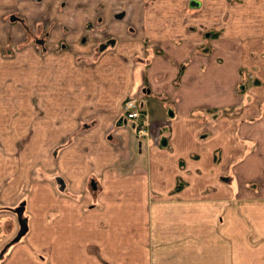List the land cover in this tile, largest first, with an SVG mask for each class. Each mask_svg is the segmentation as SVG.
<instances>
[{"label": "crops", "instance_id": "obj_1", "mask_svg": "<svg viewBox=\"0 0 264 264\" xmlns=\"http://www.w3.org/2000/svg\"><path fill=\"white\" fill-rule=\"evenodd\" d=\"M33 2L0 5L32 19ZM43 3L57 24L41 42L65 47L41 69L42 160L49 141L77 136L50 169L73 194L58 197V222L82 229L80 204L95 197L104 211L82 217L83 232L108 255L54 264H264V0ZM93 21L102 32L87 29ZM130 96L147 99V138L120 112ZM39 185L34 214L46 226L53 184Z\"/></svg>", "mask_w": 264, "mask_h": 264}, {"label": "rangeland", "instance_id": "obj_2", "mask_svg": "<svg viewBox=\"0 0 264 264\" xmlns=\"http://www.w3.org/2000/svg\"><path fill=\"white\" fill-rule=\"evenodd\" d=\"M43 1L34 0L33 3H38L35 6L41 11L33 15L32 19L23 11L9 9L2 4L6 8L3 12L7 10L4 17L7 27L4 29L5 37L0 38V262L36 260L54 264L57 259L88 261L108 256L102 249L101 252L95 250V244L88 240L90 236L83 232L84 227L88 226V220L82 217L88 218L90 213L93 216L98 213L99 218L104 211L105 205L98 203L95 197L89 203L80 204L81 219L78 220V227L82 229L75 227L72 219L66 220L63 225L58 222V211H61L58 197H70L73 194L58 187L57 176L50 169L57 167L58 153L64 147L63 144L67 147L77 136L71 134L66 140L49 141L48 156L42 160L41 153L46 148L40 132L43 107L39 89L45 78L41 69L51 63L52 60L47 57L52 51H61L65 47L63 43L50 47L48 43L41 42L57 24L50 15V9L42 12ZM57 6L59 9L62 7ZM11 15L20 22L9 23ZM96 19L104 18L100 15ZM104 28L97 27L96 32H102ZM56 80L57 75L50 77V82ZM78 135L81 134L78 132ZM42 162L48 164L49 172L42 168ZM228 175L232 178V174ZM44 177L53 184L49 188V200L52 202L48 203V211L45 210L48 216L46 226L34 214L41 200L40 195L32 197V188L37 189ZM89 180L86 187L96 196L100 190V180L97 176H91ZM93 182H96L95 186ZM86 192L78 194V198L85 199ZM23 202L21 217L26 219L29 226L27 232L17 239L21 228L18 210ZM104 225L105 220L101 221V226ZM110 247L108 245V249Z\"/></svg>", "mask_w": 264, "mask_h": 264}, {"label": "built area", "instance_id": "obj_3", "mask_svg": "<svg viewBox=\"0 0 264 264\" xmlns=\"http://www.w3.org/2000/svg\"><path fill=\"white\" fill-rule=\"evenodd\" d=\"M147 99L145 96H130L123 102V116L133 122L135 134L139 139L149 137L148 114L145 111Z\"/></svg>", "mask_w": 264, "mask_h": 264}, {"label": "flooded vegetation", "instance_id": "obj_4", "mask_svg": "<svg viewBox=\"0 0 264 264\" xmlns=\"http://www.w3.org/2000/svg\"><path fill=\"white\" fill-rule=\"evenodd\" d=\"M121 8H124V6L123 7H121ZM119 14H120V16H122L123 15V11L121 12H118ZM120 16H117V17H120ZM103 20V19H102ZM19 20L14 16V15H11L10 16V18H9V23H11V24H13V23H16V22H18ZM20 22V21H19ZM88 26H89V31H91V32H95L96 30H97V24H96V21H93L92 23H89L88 24ZM12 39V36H11V38H10V40ZM115 42H116V40H114V39H110L107 43H104V44H101L100 45V47H103V48H107V47H109L110 45H114L115 44ZM99 47V48H100Z\"/></svg>", "mask_w": 264, "mask_h": 264}, {"label": "water", "instance_id": "obj_5", "mask_svg": "<svg viewBox=\"0 0 264 264\" xmlns=\"http://www.w3.org/2000/svg\"><path fill=\"white\" fill-rule=\"evenodd\" d=\"M23 205L19 208L18 210V213H19V216H20V223H21V228H20V231L17 235V239H19L23 234H25L28 230V224H27V221L25 218H22L21 215H22V212H23V206H24V202L22 203Z\"/></svg>", "mask_w": 264, "mask_h": 264}]
</instances>
